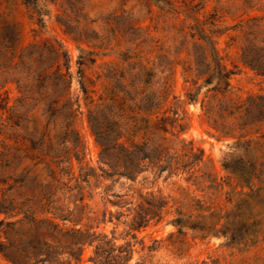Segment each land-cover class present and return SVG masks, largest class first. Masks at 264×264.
Listing matches in <instances>:
<instances>
[{"label": "rangeland", "instance_id": "obj_1", "mask_svg": "<svg viewBox=\"0 0 264 264\" xmlns=\"http://www.w3.org/2000/svg\"><path fill=\"white\" fill-rule=\"evenodd\" d=\"M15 38L13 57L0 48V264H60L78 229L97 240L74 248L70 264L106 258L94 254L103 235L130 243L128 264H264V100L252 105L262 145L241 153L201 111L205 88L196 103L185 98L216 58L230 72L229 98L264 96V0H0L1 42ZM44 43L66 54L68 84L37 82ZM158 95L162 111L180 102L175 131L186 145L169 144L182 150L178 172L116 176L88 111L115 101L148 117ZM139 207L158 214L133 239L125 233ZM104 264H121L115 249Z\"/></svg>", "mask_w": 264, "mask_h": 264}, {"label": "trees", "instance_id": "obj_2", "mask_svg": "<svg viewBox=\"0 0 264 264\" xmlns=\"http://www.w3.org/2000/svg\"><path fill=\"white\" fill-rule=\"evenodd\" d=\"M16 36L17 34L15 33ZM16 41V38L8 39L7 41L4 39L2 44L0 39V48H5L3 54H7L6 50H10L11 57H13V46ZM34 47L35 45H32V49ZM43 47H46V52L38 53L37 58L43 59L45 66L39 72L37 82L45 84L47 81L54 80L57 83L68 84L70 81L69 68L66 64L63 65L65 67L59 64L61 58L66 60V54L60 52L59 47L51 44L44 43ZM33 54H35V50L28 55L31 56ZM258 66L260 70H264V61L259 62ZM50 69H52L51 72H49ZM208 69L207 77H201V74H207L201 73L197 75L195 82L191 83L190 89L185 93L186 100L190 103H196L200 96V89L205 88L199 103L201 111L210 122V126L219 132L221 136L233 135V138L236 139L233 143L234 150H238L241 153H249L257 149L262 143L259 138L252 137V127L256 123L252 105L255 100H264V96L248 97L242 103L229 98L230 72L221 64L218 58L215 59L212 66H209ZM198 82L200 83L198 84ZM153 100L158 102L153 105L157 111L148 113V117H140L139 112L132 114L130 111L122 109L115 101L102 106L94 105L92 110L88 111V121L92 133L95 136L97 145L101 148L100 159L112 171L118 166L121 167L122 171L120 173L114 171L118 177L124 176L133 181L145 169H152L159 175L163 172L170 175L177 173L179 170L182 150L180 149L170 154L169 144L175 141L183 145L182 147L186 145L183 140L178 141L179 136L175 131V129L181 128L178 118L180 102L174 98L175 101L169 103L166 109L162 111L159 106L161 103L164 102L165 104L167 102L164 101V97L158 95ZM259 114V121H261L264 119V108ZM99 119H102L100 124H98ZM139 132H142V136L145 139L141 144H137L133 140L134 136ZM189 144L192 145L191 142ZM199 151L202 153L201 150ZM143 162L146 163L142 165ZM236 162L239 163V170L247 166L243 158H239ZM224 166H227V163ZM239 176L243 181L246 180L244 183L249 182L242 173ZM77 193L80 195L79 201L82 203L83 194L79 191ZM82 208L84 209V206H81ZM128 210L129 215L131 210ZM157 214L149 208L139 207L130 222H128L125 235H131V238L136 239V235L132 234V232L139 231L145 227ZM109 215L111 216L112 214L109 213ZM122 215L120 212L117 213V217ZM55 228L57 229L58 225H55ZM57 233L65 235L59 228ZM67 234L72 238L70 247L67 248L69 249L68 257L60 264H70L71 253L74 248L80 255L82 247L86 243L91 245L94 240H97L94 239L96 238L94 234L89 235L86 231H81L80 229L73 230ZM105 239V235L98 239V243L94 248L96 258L99 253L109 256L115 249L118 252L121 264H128L132 253L130 243L115 247L111 240L104 241ZM103 247L109 248L105 250ZM107 256L106 258L102 257L101 261H98L99 264H104ZM92 261L97 264L95 259H92Z\"/></svg>", "mask_w": 264, "mask_h": 264}]
</instances>
